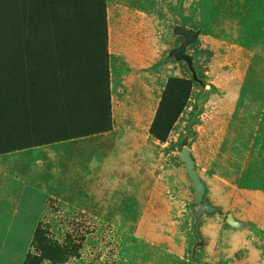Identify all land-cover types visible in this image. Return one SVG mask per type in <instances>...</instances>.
<instances>
[{
  "label": "rangeland",
  "instance_id": "1",
  "mask_svg": "<svg viewBox=\"0 0 264 264\" xmlns=\"http://www.w3.org/2000/svg\"><path fill=\"white\" fill-rule=\"evenodd\" d=\"M29 1L44 3L18 5ZM95 1L73 18L49 0L33 26L45 52L65 51L56 60L68 74L9 40L30 23L0 5V264L36 254L37 228L69 247L41 264H264V0H99L109 108L98 112L67 102L88 95L86 63L70 55L95 53ZM176 26L196 32L185 52L198 80L170 54L183 40ZM172 79L186 84L185 100L153 134ZM7 108L56 113L27 110L15 124Z\"/></svg>",
  "mask_w": 264,
  "mask_h": 264
},
{
  "label": "trees",
  "instance_id": "2",
  "mask_svg": "<svg viewBox=\"0 0 264 264\" xmlns=\"http://www.w3.org/2000/svg\"><path fill=\"white\" fill-rule=\"evenodd\" d=\"M23 0H0V5H5V9L7 10L6 15L8 12H12L19 23L26 24L30 23L29 28H31L27 35L23 34V36L20 34V28L19 30H16L17 35H9V40L12 39V41L20 40L21 50H26L27 48H30L29 51L31 53H34L39 58V63L41 67L45 70L51 71L53 74L57 71H61L60 74H68L70 73H76L71 72L68 68V64L63 63L62 60L58 61L56 58L65 57L66 53L63 50H58L54 56V52L48 54L44 51V48L42 47V44L40 46V38L39 36H36L41 31L32 33V29L35 23L39 21V19L42 18V10L41 7L44 8V6L49 5V0H44V3L38 4V1H29L30 4L26 8H21L18 3H21ZM51 1V0H50ZM56 4L63 5V10L71 17L73 18H86V11H84V1L78 0L81 7H79L74 1L75 0H52ZM101 1V0H100ZM97 5V6H96ZM99 0L95 1V5L93 7L94 14L96 17L94 18V21L96 23V27L94 28L95 36L92 38V44L95 48V53L93 54V57L90 59L88 54H86L87 50L84 48L81 50V52H72L70 57L72 59H80L81 61L85 62L84 69L80 72V74L83 75V80H86L88 85L86 86L85 90L88 93L87 96H81L72 97L71 100H67L68 105L69 103L78 104V103H89L91 105H98V108L94 109L96 112L101 109V105H104L106 108L108 107V104L104 101L103 96V88L105 91H107V80H106V51H105V44H106V28L104 24V19L100 12L102 10L98 11L99 9ZM50 6V5H49ZM82 8V9H81ZM102 9V8H101ZM63 10H60L62 12ZM85 12V13H84ZM88 12V11H87ZM17 13L20 16L21 19L17 18ZM24 15V16H23ZM101 15V17H100ZM26 27H23V29ZM40 30V29H39ZM45 30L51 33L50 26L46 27ZM16 36L17 39L14 37ZM52 35H49L47 38V42L51 39ZM13 37V38H11ZM37 39L39 42H37ZM69 39L68 37L66 38ZM58 40V38H57ZM56 40V41H57ZM43 43V42H42ZM58 42H56L57 44ZM55 46V45H54ZM29 52V53H30ZM44 52V53H43ZM19 56V55H18ZM51 59L56 60L51 62ZM39 66V65H38ZM55 71V72H54ZM88 74H92V76H88ZM18 73L16 72V69H12L11 77L19 79L17 77ZM85 76V77H84ZM106 84V85H105ZM38 92H42L41 87L38 88ZM186 91V84L182 80L172 79L169 80L168 85L163 93L159 109L156 114V119L151 124L149 130L151 133H156V123H158V127H162L161 124H166L167 126L170 125L171 122L174 120V115L180 110V106L182 105L183 101L185 100V95L182 94V92ZM175 104H178L177 108H173ZM8 112H4L5 116H12L13 121H15V124L18 122H22L23 118L26 117V111L29 110L33 113L34 116H39L41 113H47L48 115L52 112H55V108H7ZM87 112H90L91 108H85ZM56 113V112H55ZM96 124V121H94ZM160 123V125H159ZM84 126H82L83 128ZM86 127V126H85ZM93 127V126H92ZM88 128V126H87ZM81 129V128H79ZM90 130V128H88ZM162 137L163 135H159ZM33 247L36 249V254H28L26 258L25 264H41L43 260H48L50 262H61L64 260L66 253L69 251L68 246L59 245L58 243H55L53 240H51L48 237H45L43 234V230L40 228H37L34 231L33 236Z\"/></svg>",
  "mask_w": 264,
  "mask_h": 264
},
{
  "label": "water",
  "instance_id": "3",
  "mask_svg": "<svg viewBox=\"0 0 264 264\" xmlns=\"http://www.w3.org/2000/svg\"><path fill=\"white\" fill-rule=\"evenodd\" d=\"M173 32L175 34L181 35L183 37V40L179 43V45L177 47L170 50V54L177 60L178 59L184 60L187 64L188 68L191 70L193 78L197 79L195 72H194L192 65H191V58L185 52L186 46L195 40L196 32H192L190 29H188L184 26L174 27ZM180 158L183 162H185L188 175L192 179V182L194 183V186L197 189L196 198L198 199L200 197V193L202 192V185L199 182V180L195 174V171L193 169L192 160L188 155V151H187L186 147L181 148ZM203 205H204V203L200 202V206H203Z\"/></svg>",
  "mask_w": 264,
  "mask_h": 264
}]
</instances>
